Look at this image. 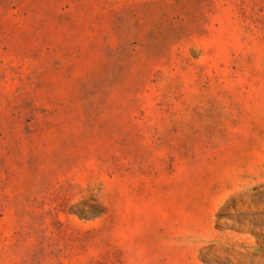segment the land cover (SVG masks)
Here are the masks:
<instances>
[{"label":"rangeland","instance_id":"1","mask_svg":"<svg viewBox=\"0 0 264 264\" xmlns=\"http://www.w3.org/2000/svg\"><path fill=\"white\" fill-rule=\"evenodd\" d=\"M0 264H264V0H0Z\"/></svg>","mask_w":264,"mask_h":264}]
</instances>
